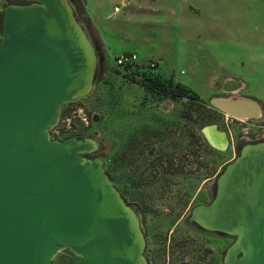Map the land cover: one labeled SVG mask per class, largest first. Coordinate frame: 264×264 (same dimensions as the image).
<instances>
[{"label": "water", "instance_id": "water-1", "mask_svg": "<svg viewBox=\"0 0 264 264\" xmlns=\"http://www.w3.org/2000/svg\"><path fill=\"white\" fill-rule=\"evenodd\" d=\"M23 1L3 8L0 0V264H52L63 249L74 264H146L137 217L102 161L82 157L98 145L87 152L82 142L92 140L57 142L48 132L64 103L89 94L94 49L67 0ZM209 106L232 120L262 113L247 98H211ZM202 134L226 149L217 127ZM189 221L234 237L223 264H264V143L241 149L218 176L212 202L193 208Z\"/></svg>", "mask_w": 264, "mask_h": 264}, {"label": "rangeland", "instance_id": "rangeland-1", "mask_svg": "<svg viewBox=\"0 0 264 264\" xmlns=\"http://www.w3.org/2000/svg\"><path fill=\"white\" fill-rule=\"evenodd\" d=\"M67 1L97 63L89 94L63 104L56 125L48 129L50 139L95 141L98 149L82 157L99 158L105 174V161L110 158L116 168L111 183L121 197L125 194L128 203L122 199L137 217L140 230L145 220L149 236L163 232L168 226L162 223L165 212H178L180 219V213L193 205L202 206L205 191L241 149L264 143V0H126L127 8L113 17L114 34L103 35L101 46L91 41L93 32L99 34L78 8L85 0ZM98 1L93 0L96 7ZM86 3L91 12L92 0ZM124 53L135 54L140 64L155 62L163 78L192 90L200 105L149 94L118 75L111 57ZM227 80L241 88L226 91ZM229 97L258 102L261 117L235 121L209 106L211 98ZM207 126L226 134L225 150L207 143L202 134ZM191 135L199 141L195 143ZM160 155L175 165L165 178L151 170ZM208 179L212 181L205 182ZM123 184L129 188L121 192L117 188ZM183 226L180 222L175 228L183 230ZM233 241L227 235V249ZM76 259L63 249L52 264H74Z\"/></svg>", "mask_w": 264, "mask_h": 264}, {"label": "flooded vegetation", "instance_id": "flooded-vegetation-1", "mask_svg": "<svg viewBox=\"0 0 264 264\" xmlns=\"http://www.w3.org/2000/svg\"><path fill=\"white\" fill-rule=\"evenodd\" d=\"M1 1L3 8L6 6L27 5V2L23 0ZM1 18L0 14V28ZM227 89L228 87L225 85V90L227 91ZM258 139L263 140L262 137ZM217 178L214 185L205 191L204 198L206 199H202L200 201L202 203L199 205L206 206L213 200L216 194ZM211 181L212 179H208L205 182ZM193 206L195 207L197 205ZM194 207L190 210L188 209L189 211L186 210L180 213L182 214L180 219L176 217L179 213H175V211L165 212L164 216L166 217L160 213V216H163L168 221H163L162 223H166L168 226L165 227L163 232L159 231L152 236H149L144 229V224H146L145 220L143 222L141 221V231L144 239L142 255L146 264H223L227 251V235L219 232L206 231L194 222H190V213ZM171 219L173 220L171 221ZM180 222H183L186 226H183V230L175 228Z\"/></svg>", "mask_w": 264, "mask_h": 264}, {"label": "trees", "instance_id": "trees-1", "mask_svg": "<svg viewBox=\"0 0 264 264\" xmlns=\"http://www.w3.org/2000/svg\"><path fill=\"white\" fill-rule=\"evenodd\" d=\"M79 6L78 8L80 12L81 11L84 12V8H81ZM112 68L116 71V73H118V75L140 86L149 94L164 96L171 98L173 100H180L184 103L194 105L197 107L200 105L198 95L194 93L192 90L188 89L186 86H183L180 83H175L172 80V78H168V79L163 78L156 71L157 69L156 63L154 67H150L149 65L137 64L136 62H134V63L126 64L122 66V68L120 69L115 68L112 64ZM190 138L193 139L195 143L199 141V138L193 137L192 135ZM157 161L158 163H153V166L151 168L154 174L159 173V177L165 178V176L167 177L174 172L175 165L172 164L170 161H167L164 155L162 156L160 155ZM105 171L109 177V180L114 182V172L116 171V168L114 167V164L112 163L110 158L107 159V161H105ZM127 188L129 187L123 184L121 188H117V189L121 190L122 192V190L124 191V189ZM121 195L124 198V200L127 202L125 194L122 192Z\"/></svg>", "mask_w": 264, "mask_h": 264}, {"label": "crops", "instance_id": "crops-1", "mask_svg": "<svg viewBox=\"0 0 264 264\" xmlns=\"http://www.w3.org/2000/svg\"><path fill=\"white\" fill-rule=\"evenodd\" d=\"M100 3L99 7L95 5V2H93L92 0V5H93V10L90 12L87 8V3L85 0V3L83 4V8H84V19H86L87 22H89L90 24V29H94V31L97 30L98 35L96 34V32H93V38L94 40L90 39L92 42L96 41V43L101 46L103 45L101 41H103V35L105 36V34H114V29L116 27V20H114V16H117L118 13L122 10L127 8V3L126 0H100L98 1ZM94 3V4H93ZM107 5V6H106ZM104 9L103 12H100L97 9ZM115 8H119L118 12H114ZM76 15L78 14V8L76 7ZM107 9V11H106ZM92 13V16H91ZM94 20V21H93ZM125 22H128V19L125 18L124 20ZM123 21V22H124ZM111 27V29H109ZM125 54V53H124ZM129 54V53H126ZM122 55V54H121Z\"/></svg>", "mask_w": 264, "mask_h": 264}, {"label": "built area", "instance_id": "built-area-1", "mask_svg": "<svg viewBox=\"0 0 264 264\" xmlns=\"http://www.w3.org/2000/svg\"><path fill=\"white\" fill-rule=\"evenodd\" d=\"M118 11H119V8L114 9V12H118ZM111 60H112L113 66L117 69L122 68V66H124L126 64H130V63H134V62H136L137 64H140L137 61L136 55L133 53L113 56V57H111ZM145 65H149L150 67H154L155 63L149 62L148 64H145Z\"/></svg>", "mask_w": 264, "mask_h": 264}, {"label": "bare ground", "instance_id": "bare-ground-1", "mask_svg": "<svg viewBox=\"0 0 264 264\" xmlns=\"http://www.w3.org/2000/svg\"><path fill=\"white\" fill-rule=\"evenodd\" d=\"M89 54H90V51L88 52ZM87 56H88V54H87ZM91 57V56H90ZM85 86L87 87V84H85ZM227 87H228V91H230L229 89H230V85H226ZM235 121H237V120H235ZM238 121H247V120H238ZM210 138H211V140H212V142L216 145V144H218V140L215 138V136L211 133L210 134ZM82 144H84L85 146H86V148H87V152H92V151H94L95 150V148H96V143L94 142V141H87V142H82Z\"/></svg>", "mask_w": 264, "mask_h": 264}]
</instances>
